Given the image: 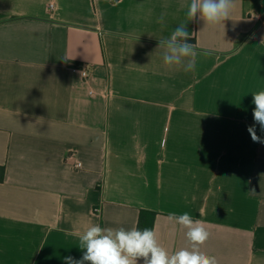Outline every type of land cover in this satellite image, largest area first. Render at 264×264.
<instances>
[{
    "label": "crops",
    "instance_id": "0c3cea01",
    "mask_svg": "<svg viewBox=\"0 0 264 264\" xmlns=\"http://www.w3.org/2000/svg\"><path fill=\"white\" fill-rule=\"evenodd\" d=\"M190 4L0 0V264L79 260L88 227L138 228L141 211L169 254L190 247L168 219L187 212L218 264H264V143L247 131L264 0L215 26L189 21ZM181 24L190 72L158 48Z\"/></svg>",
    "mask_w": 264,
    "mask_h": 264
},
{
    "label": "clouds",
    "instance_id": "9594fccd",
    "mask_svg": "<svg viewBox=\"0 0 264 264\" xmlns=\"http://www.w3.org/2000/svg\"><path fill=\"white\" fill-rule=\"evenodd\" d=\"M236 0H191L188 8V20H193L199 13L206 25L215 26L231 19ZM158 22H163V15ZM192 35L181 24L175 28L167 39L159 40V47L164 49L163 61L166 66L183 67L185 72L195 70V45L187 40ZM254 124L247 128L253 142L264 143V139L256 133V124L264 132V90L253 93ZM169 220L185 228L186 238L190 247L181 248L172 254L160 245L154 230L132 228L126 230L101 228L99 225L88 227L80 236L81 259L71 256L64 257L65 264H138L143 258L144 264H218L215 256L201 251L200 245L209 238V231L200 219L193 220L189 213L180 215L169 214Z\"/></svg>",
    "mask_w": 264,
    "mask_h": 264
},
{
    "label": "trees",
    "instance_id": "16d2710c",
    "mask_svg": "<svg viewBox=\"0 0 264 264\" xmlns=\"http://www.w3.org/2000/svg\"><path fill=\"white\" fill-rule=\"evenodd\" d=\"M187 42L188 43H191V44H194L195 43V40L188 39ZM147 213L148 212L141 211L140 221H139V227H138L140 230H143L144 228H149V229H152L153 230V223H154V219L156 217V213H150L151 216H152L151 219H147L146 218Z\"/></svg>",
    "mask_w": 264,
    "mask_h": 264
},
{
    "label": "built area",
    "instance_id": "2783aa9c",
    "mask_svg": "<svg viewBox=\"0 0 264 264\" xmlns=\"http://www.w3.org/2000/svg\"><path fill=\"white\" fill-rule=\"evenodd\" d=\"M79 70L82 73V76L84 78H88L90 76V71H89L88 68H86V67H79ZM75 167L80 168L81 167V163L80 162H77L76 165H75Z\"/></svg>",
    "mask_w": 264,
    "mask_h": 264
}]
</instances>
